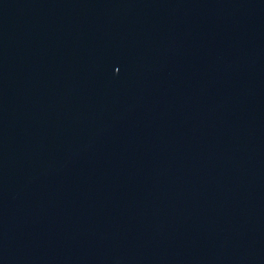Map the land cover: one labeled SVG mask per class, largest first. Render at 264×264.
<instances>
[{
	"label": "water",
	"instance_id": "1",
	"mask_svg": "<svg viewBox=\"0 0 264 264\" xmlns=\"http://www.w3.org/2000/svg\"><path fill=\"white\" fill-rule=\"evenodd\" d=\"M0 264H264V0H0Z\"/></svg>",
	"mask_w": 264,
	"mask_h": 264
}]
</instances>
